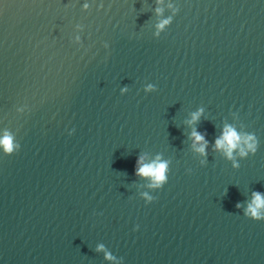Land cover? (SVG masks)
I'll return each mask as SVG.
<instances>
[{"label": "water", "instance_id": "1", "mask_svg": "<svg viewBox=\"0 0 264 264\" xmlns=\"http://www.w3.org/2000/svg\"><path fill=\"white\" fill-rule=\"evenodd\" d=\"M6 134L0 264H264V0H0Z\"/></svg>", "mask_w": 264, "mask_h": 264}, {"label": "clouds", "instance_id": "2", "mask_svg": "<svg viewBox=\"0 0 264 264\" xmlns=\"http://www.w3.org/2000/svg\"><path fill=\"white\" fill-rule=\"evenodd\" d=\"M199 113L194 114L192 117L193 121L198 120ZM191 136L194 140V144L199 143L201 146L196 150L201 154H205V148L207 147V141L205 140L204 135L200 134L197 131H193ZM240 146V135L237 131L231 126H225L222 135L216 139L215 148L217 150H223L225 154L231 158L233 151L236 150ZM0 147H2L5 153L10 154L14 150V145L12 141V137L10 135H5L3 138H0ZM249 148H252V145H248ZM241 155H246L241 150ZM136 169L135 173L138 176L149 178L153 181V185L155 187H159L167 180V164L166 162H152L149 164L143 163V157L137 159L136 161ZM238 208L239 204L236 205ZM264 196H262L259 192L253 193V200L248 205V208L245 212V215H249L254 219H261L264 217ZM99 250V249H98ZM110 258V257H109Z\"/></svg>", "mask_w": 264, "mask_h": 264}]
</instances>
